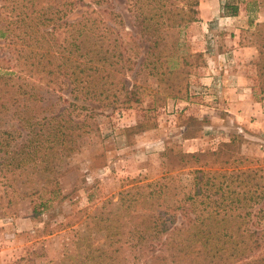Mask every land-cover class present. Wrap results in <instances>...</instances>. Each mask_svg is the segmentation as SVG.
I'll use <instances>...</instances> for the list:
<instances>
[{"label": "rangeland", "instance_id": "1", "mask_svg": "<svg viewBox=\"0 0 264 264\" xmlns=\"http://www.w3.org/2000/svg\"><path fill=\"white\" fill-rule=\"evenodd\" d=\"M31 1L0 0V33L4 34H0V135L11 132V147L25 138L28 118L38 114L32 112L27 95L18 93L19 87L26 92L33 82L44 86L46 80L30 75V59L19 54L27 49V42L15 38L28 25ZM34 1L57 10L55 16L63 18L57 22L75 21L96 10L100 26L111 29L103 34L106 43L124 57L117 65L119 71L107 81L117 83L113 91L124 82L118 98L131 90L138 101L127 103L128 107L116 101L118 107L113 109L110 104L83 100L81 93L73 99L68 85H56L61 96L57 109L68 102L94 108L72 111L69 107L64 114L63 119L71 116L82 122L71 131L74 151L59 144L56 158L46 162L40 156L20 176L21 168L0 172V264H70L65 257H75L78 238L91 232L88 242L94 247L103 240L90 218L99 206L114 203L119 192L137 180L186 173L189 160L182 165L179 153L215 150L239 134L237 151L251 165H264V133L237 121L231 111L240 87H248L264 108V0H195L197 12L191 22L192 0H137V5L135 0ZM139 2L153 15L144 36L137 33L134 21ZM227 4L237 7L235 15ZM65 33L59 27L50 37L62 39ZM147 48L149 53L142 54ZM42 99L46 101L45 94ZM66 125L61 128L64 132ZM189 135L194 137L185 138ZM45 166L54 170L44 173ZM27 173L34 185L25 181ZM49 177L57 180L59 192L46 209L35 213L33 206L52 196ZM130 260L152 264L147 254Z\"/></svg>", "mask_w": 264, "mask_h": 264}, {"label": "trees", "instance_id": "2", "mask_svg": "<svg viewBox=\"0 0 264 264\" xmlns=\"http://www.w3.org/2000/svg\"><path fill=\"white\" fill-rule=\"evenodd\" d=\"M95 2L98 4L100 0ZM196 2L192 0L189 6V22L195 21ZM137 4L135 0L134 5ZM227 5L235 15L237 7ZM27 9L30 12L28 25L15 34L21 43L27 42V49H21L19 54L30 59L31 76L46 80L44 86L33 82L26 92L22 87L18 89L19 94H26L31 101L32 112L38 113L28 118L29 130L20 144L11 147L10 131L0 135V172L4 168L9 171L21 168L18 176L34 167L40 156V160L46 162L56 158L59 144L68 152L74 151L75 137L71 131L82 122L71 116L63 119L64 114L69 107L72 111L94 108L68 102V106L57 109L61 96L56 94V85L59 88L68 85L73 99L81 93L83 100L96 102L98 106L110 104L113 109L118 107L116 101L124 107L138 101L131 90L118 98L117 92L124 90V82H120V89L113 91L117 83L107 81L112 72L119 71L117 65L124 57L122 52L113 51L115 47H110L111 43H106L103 34L111 29L100 26L97 20L100 14L96 10L75 21L57 22L63 19L55 16L57 10L44 8L34 0ZM149 11L139 2L134 21L141 36L150 28L153 15L149 16ZM19 21L24 23L23 19ZM59 27L67 35L62 39L51 38ZM151 31H155L154 27ZM133 42L139 49L137 42ZM148 48L142 54H148ZM43 94L45 102H42ZM1 107L8 109L5 102ZM65 124L68 131L64 132L61 128ZM188 137L194 135L185 136ZM240 138L239 134H233L215 150L179 153L182 165L189 160L186 173H165L148 182L137 180L119 192L114 203L103 202L100 211L90 216L103 240L94 247L88 242L91 232L84 234L75 242V257L67 254L65 259L70 264L78 261L133 264L130 257L137 259L147 254L152 264H163L167 260L173 264H264V165H251V160L237 151ZM43 170L50 173L54 168L45 166ZM29 178L27 173L25 181L34 185V180ZM47 182L54 187L48 190L43 186L42 189L52 196L35 204V213L46 209L48 201L59 192L57 180L49 177ZM109 203L113 206L108 208Z\"/></svg>", "mask_w": 264, "mask_h": 264}, {"label": "crops", "instance_id": "3", "mask_svg": "<svg viewBox=\"0 0 264 264\" xmlns=\"http://www.w3.org/2000/svg\"><path fill=\"white\" fill-rule=\"evenodd\" d=\"M262 105V102L252 98L248 87H240L235 90L231 111L237 121L247 123L253 131L264 133V108Z\"/></svg>", "mask_w": 264, "mask_h": 264}]
</instances>
